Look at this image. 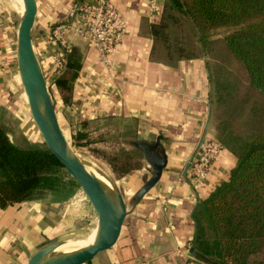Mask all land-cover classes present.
<instances>
[{
  "label": "crops",
  "instance_id": "crops-1",
  "mask_svg": "<svg viewBox=\"0 0 264 264\" xmlns=\"http://www.w3.org/2000/svg\"><path fill=\"white\" fill-rule=\"evenodd\" d=\"M111 1L127 26L122 46L112 56V72L103 69L97 53L83 39L72 36L71 50L80 58V69L72 82L70 102L60 100L73 145L95 146L94 134L114 127L124 140L122 145L134 151L125 156L138 157L130 170L122 169L130 164L124 158L118 177L130 180L124 194L116 188L117 179H111L116 178V169L110 165L100 170L112 182V189L103 185L104 189L111 195L122 194L127 214L115 246L89 264H213L193 250L196 216L200 204L228 179L236 158L224 148L202 186H195L187 172L198 144L214 137L207 58L186 18L192 41L180 35L182 30L170 37L172 26L183 20L166 10L168 0H156L160 13L153 22L148 19V0ZM15 2L13 11L0 7V109L4 113H17L20 105L15 94L21 83L14 68L22 15L20 1ZM71 2L36 0L32 47L47 84L52 73L50 29L66 16ZM141 146L164 153L167 164L159 182L136 201L135 194L152 174ZM57 195L44 192L32 201L0 209V264H27L38 249L60 237L63 223L57 220L58 210L68 199ZM124 195L130 196L132 205H126Z\"/></svg>",
  "mask_w": 264,
  "mask_h": 264
},
{
  "label": "trees",
  "instance_id": "trees-1",
  "mask_svg": "<svg viewBox=\"0 0 264 264\" xmlns=\"http://www.w3.org/2000/svg\"><path fill=\"white\" fill-rule=\"evenodd\" d=\"M166 10L195 30L208 63L214 137L236 158L228 179L200 204L193 250L213 264H264V0H168ZM222 28L229 31L211 36ZM79 69L70 50L54 82L66 105ZM1 114L0 209L63 191L71 182L64 167L44 146L10 140Z\"/></svg>",
  "mask_w": 264,
  "mask_h": 264
},
{
  "label": "water",
  "instance_id": "water-1",
  "mask_svg": "<svg viewBox=\"0 0 264 264\" xmlns=\"http://www.w3.org/2000/svg\"><path fill=\"white\" fill-rule=\"evenodd\" d=\"M25 12L22 15L16 43V69L21 89L26 98L24 102L33 127L37 131L42 145L58 160L67 174L81 188L87 201L97 214L99 237L89 248L70 256H57L44 261L47 254L59 244H48L38 249L27 264H89L96 256L115 246L126 217V206L119 191L115 195L107 193L84 167V164L72 153L68 155V144L61 132L51 103L46 83L39 70L32 47V31L37 14L36 0H23ZM40 84L45 114L40 111L36 97V86ZM9 139L11 137L8 135ZM144 160L152 170L150 178L135 194L136 201L147 194L160 180L167 164L166 155L155 147L141 146Z\"/></svg>",
  "mask_w": 264,
  "mask_h": 264
},
{
  "label": "rangeland",
  "instance_id": "rangeland-1",
  "mask_svg": "<svg viewBox=\"0 0 264 264\" xmlns=\"http://www.w3.org/2000/svg\"><path fill=\"white\" fill-rule=\"evenodd\" d=\"M16 0H0V7L13 11L12 4L17 3ZM181 15V14H180ZM181 19L183 21L180 22V24H176L173 27V33H170V37H174L175 34L178 33V30H182L183 38H187L188 41H192V29L189 26V22L185 20V17L181 15ZM180 19H178V22ZM177 22V23H178ZM191 24V23H190ZM180 25V26H179ZM229 29H217L213 30L211 32V36L214 38L221 37L225 35ZM179 35V34H177ZM16 69V57H15V68ZM15 75H18L17 69L14 72ZM50 82V81H49ZM48 82V83H49ZM21 88V85H20ZM18 88L19 90L15 95L16 99L20 103L19 105V111L17 113H12L10 111L3 112L1 114V119L4 125H6L8 128H10V135L11 139L21 147L30 148L34 144H40L42 145V141L33 127V124L31 122L29 113L27 111L25 100L22 98V89ZM48 92L50 94L51 103L53 105V109L55 111L56 117H58V124H60V128L63 131L64 136L67 139V143L71 151L75 154V156L87 167L94 169L100 174V170L105 171V168H108V166L112 165L116 169V178H111L112 180L117 179L119 185L116 186L117 189H121V193L124 194V191L126 190V185L129 183V178H118L120 175H122V171L120 172V169L122 167V164L124 161L129 160V165L124 168H128V170L133 169L136 167L138 160L137 156H125V152H134L131 150L130 146L122 145L124 140L118 136V132H116V129L114 127H111L110 132H106V128L102 130V127H99L96 134H94L93 140L96 144L95 146H85V145H73L71 138L69 136V128L65 121L63 122V116L60 113L61 112V102H60V96L56 92L55 88H52L50 90V87H48ZM65 117V115H64ZM72 121V120H71ZM211 121V120H210ZM212 124V123H211ZM213 126V124H212ZM106 127V126H104ZM97 130V128H96ZM215 136V134H214ZM43 146V145H42ZM128 150V151H127ZM139 156V154H137ZM127 157V160L124 158ZM69 176V175H68ZM69 182L68 186L63 189L56 198H61L64 200H67L65 204H63L61 207H59L58 210V218H61V222L63 223L60 226V231L62 232L60 237L57 238V240H54L49 243H61L65 241H75L78 238L84 237L89 238L91 237L92 233L97 228V214L91 207L90 203L87 201L85 195L83 194L81 188L75 183V181L69 176ZM108 181H110L108 179ZM112 183V182H111ZM115 187V185H114ZM106 191V190H105ZM107 192V191H106ZM126 192V191H125ZM108 193V192H107ZM128 194V193H127ZM125 197L126 205L130 206L132 205V200H130V196ZM60 212V214H59ZM56 241V242H55ZM55 242V243H54ZM47 244V243H46ZM56 256H51V258H55Z\"/></svg>",
  "mask_w": 264,
  "mask_h": 264
},
{
  "label": "built area",
  "instance_id": "built-area-1",
  "mask_svg": "<svg viewBox=\"0 0 264 264\" xmlns=\"http://www.w3.org/2000/svg\"><path fill=\"white\" fill-rule=\"evenodd\" d=\"M160 13L156 0H148V19L153 22ZM126 21L111 0H72L66 16L50 29L51 75L46 87L55 88L54 82L64 72L71 50L72 36L83 39L95 50L103 69L111 73L112 56L122 46ZM224 147L215 137H206L198 144L187 163V172L195 186H202L210 174L212 164Z\"/></svg>",
  "mask_w": 264,
  "mask_h": 264
},
{
  "label": "bare ground",
  "instance_id": "bare-ground-1",
  "mask_svg": "<svg viewBox=\"0 0 264 264\" xmlns=\"http://www.w3.org/2000/svg\"><path fill=\"white\" fill-rule=\"evenodd\" d=\"M19 1L21 4V15H23L25 12L24 2H23V0H19ZM41 95H42L41 94V87H40V84L38 83L36 86L37 102H38V106L40 108V111H42V113L45 114L46 110L44 108V103H43V99H42ZM57 120H58V117H57ZM59 127H60V124H59ZM61 132L63 134L62 129H61ZM63 136H64V134H63ZM64 138L67 142V139L65 136H64ZM72 153L73 152L71 151V149L68 148V155L72 156ZM84 167L98 182H100L102 185L107 186L109 189H112L111 183L107 179H105L103 176H101L97 171H95L92 168L87 167L85 164H84ZM98 237H99V232H98V227H97L96 230L92 233L91 237H89V238L81 237V238L76 239L75 241L61 242L52 252H50L49 254H47L45 256L44 261H48L49 259H51V256H56V257L57 256H70V255H74V254H77L79 252H82L83 250L94 245L97 242Z\"/></svg>",
  "mask_w": 264,
  "mask_h": 264
}]
</instances>
